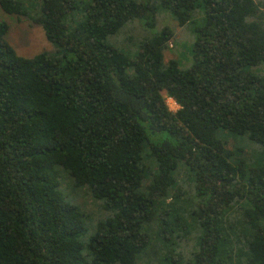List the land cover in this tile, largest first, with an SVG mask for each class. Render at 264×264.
Wrapping results in <instances>:
<instances>
[{"label": "trees", "instance_id": "trees-1", "mask_svg": "<svg viewBox=\"0 0 264 264\" xmlns=\"http://www.w3.org/2000/svg\"><path fill=\"white\" fill-rule=\"evenodd\" d=\"M0 6L59 48L23 56L0 22V264H264V164L217 135L264 151V0ZM162 9L180 26L204 13L187 66L165 60L170 27L135 54L109 42ZM58 165L110 212L90 235Z\"/></svg>", "mask_w": 264, "mask_h": 264}, {"label": "rangeland", "instance_id": "rangeland-1", "mask_svg": "<svg viewBox=\"0 0 264 264\" xmlns=\"http://www.w3.org/2000/svg\"><path fill=\"white\" fill-rule=\"evenodd\" d=\"M203 18L202 9H197L192 20L180 26L168 10L162 9L157 13L154 25H150L151 19L130 22L117 35L110 38L109 42L130 54H135L145 38L152 37L164 27H170L175 35L165 51V60L178 59L181 65L187 66L191 61L192 45L196 40V28L203 24ZM1 21L9 24L10 28L6 38L19 54L33 57L42 51L57 53L59 50L55 43L46 38L43 28L30 18L8 14L0 6ZM260 72L264 73V66L260 68ZM166 102L172 111L180 107L171 97L166 96ZM217 135L234 151L236 159L245 161L248 168L264 164L263 148L248 136L237 135L223 129H219ZM57 170L61 192L68 202L76 205L84 213L89 229L88 235L92 234L95 226L93 224L105 219L110 212L104 208L103 201L93 197L88 187L75 188L72 178L63 167L58 165ZM191 242L193 245L194 240Z\"/></svg>", "mask_w": 264, "mask_h": 264}]
</instances>
